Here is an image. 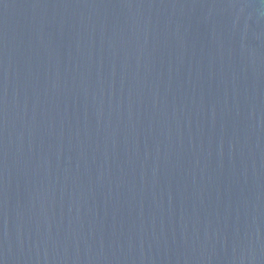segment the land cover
<instances>
[{"label": "water", "instance_id": "water-1", "mask_svg": "<svg viewBox=\"0 0 264 264\" xmlns=\"http://www.w3.org/2000/svg\"><path fill=\"white\" fill-rule=\"evenodd\" d=\"M0 264H264V0H0Z\"/></svg>", "mask_w": 264, "mask_h": 264}]
</instances>
